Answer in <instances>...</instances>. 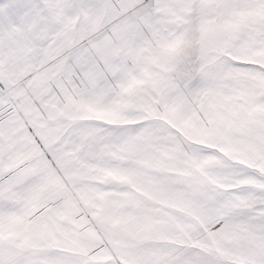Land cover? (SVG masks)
<instances>
[{
  "label": "snow or ice",
  "instance_id": "1",
  "mask_svg": "<svg viewBox=\"0 0 264 264\" xmlns=\"http://www.w3.org/2000/svg\"><path fill=\"white\" fill-rule=\"evenodd\" d=\"M0 264H264V0H0Z\"/></svg>",
  "mask_w": 264,
  "mask_h": 264
}]
</instances>
